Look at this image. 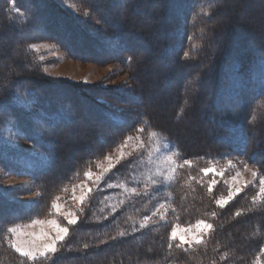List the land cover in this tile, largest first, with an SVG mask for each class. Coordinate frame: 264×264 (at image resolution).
I'll list each match as a JSON object with an SVG mask.
<instances>
[{"label":"trees","instance_id":"16d2710c","mask_svg":"<svg viewBox=\"0 0 264 264\" xmlns=\"http://www.w3.org/2000/svg\"><path fill=\"white\" fill-rule=\"evenodd\" d=\"M9 1L0 0V168L15 175H27L40 197L31 211L22 213V205L8 200L0 189V264H33L8 246L3 226L49 212L56 191L77 179L113 142L140 126L163 134L177 148L179 160H191L192 165L176 168L174 181L151 198L127 199L123 189L106 186L120 182L134 185L128 174L133 159L122 160L92 188L84 213L78 212L80 220L70 226L71 235L65 247L52 260L40 259L34 264H264V253L260 252L264 247V201L253 202L247 189L226 207L219 208L213 200L219 186H213L209 194L208 177L201 172L212 156L230 152L254 162L264 174V79L260 78L264 72V36H261L263 29L252 26V19L247 20L254 15L257 22L264 23V0L232 3V0H81L87 2L89 9H101L106 21L110 17V25L104 20L106 34L103 35L102 31L92 35L60 0H11L20 13L10 10ZM252 2L254 6L246 9V17H239L237 12L220 19L223 9L238 10L242 3ZM146 3H155L154 8L145 10L141 6ZM201 9H208L211 15L204 16ZM143 16L151 22L148 29L140 27ZM39 37L56 39L74 58L106 56L105 60H118L133 77L145 63L136 58L134 48L146 44L144 52L153 63L168 56V72L161 77H182L186 72L187 80L179 90L194 92L189 100L186 97L174 106L178 109L175 116L180 114L177 120L189 116L187 109L194 103L193 109H201L200 121L206 122L200 128L214 144L189 152L184 150L177 134L158 126L148 112L141 110V96L147 93L142 86L136 85L131 93L112 92L124 100L122 108L117 109L105 104L101 96L87 93L82 84L43 75L32 51L25 47ZM220 41L224 46L217 45ZM232 45L239 48L232 49ZM112 46L121 52L116 53L110 49ZM185 51L188 57H184ZM150 64L145 65L150 69ZM246 79L248 82L243 83ZM24 90L30 96L32 109L18 101L17 91ZM238 94L252 101L250 111L241 117L244 106ZM199 104L204 107L199 108ZM253 116L255 119L251 120ZM208 122L217 126L211 127ZM8 128L18 130L19 136L42 156L8 144L4 140ZM102 135L108 140L104 142ZM78 139L81 144L66 149ZM92 141L104 143L85 150L83 147H89ZM163 192L170 197L165 201L170 206L164 220L151 217L155 223H149L147 228L95 246L99 239L121 229L130 233L133 226L139 229L143 217L151 215L155 195L162 196ZM120 199L126 203L112 212L107 205ZM237 210H241L240 216L235 215ZM213 211L217 213L215 217L210 215ZM10 213L17 216L12 218ZM200 218L209 219L214 226L204 237V243L185 251L186 245L176 248L179 242L174 240L173 247L168 248L172 224ZM84 243L91 246L84 249ZM224 252L229 255L222 260Z\"/></svg>","mask_w":264,"mask_h":264},{"label":"rangeland","instance_id":"374dc122","mask_svg":"<svg viewBox=\"0 0 264 264\" xmlns=\"http://www.w3.org/2000/svg\"><path fill=\"white\" fill-rule=\"evenodd\" d=\"M235 1V0H234ZM233 0L231 1V3ZM60 3L64 6L68 7L70 11L76 16L77 19L81 20L83 26L86 27V29H90V32L92 35L95 33V31L100 33L102 31V35L106 34L104 30V25L106 21V18L104 14L102 13V10H92L89 9L87 6V2H82L81 0H60ZM75 4L79 8V12H75L72 8H70L68 5ZM13 3L12 1H9V8L12 12H16L13 9ZM155 3L142 5L141 7L145 10L154 8ZM251 5L254 6L253 2L251 4H245L242 3L240 8L234 9L229 8L226 12L225 9L220 14V19L225 20L226 14H235L238 12L241 16L239 17H246V9L252 8ZM112 7V6H111ZM114 8V6H113ZM111 8V10H114ZM85 9H89L90 16L85 18L83 13ZM243 12V13H242ZM20 13V12H19ZM113 13V12H112ZM117 12H114L113 14L116 15ZM141 18V14H139ZM254 16V15H253ZM248 17L247 20H251L252 26L259 27L262 31V35L264 36V23L257 22L255 20V17ZM148 18H145L143 16L142 22L140 24L141 28L148 29L150 25V20H146ZM223 21V20H222ZM109 25L112 23L110 20V17H108L106 21ZM224 23V22H223ZM97 29V30H95ZM100 30V31H99ZM105 32V33H104ZM30 34H33L31 31ZM95 35V34H94ZM36 44L38 45V48L36 49H30L35 56L37 62L39 63V69L43 73V75L52 78V79H60V80H66L70 81L74 84H82L88 91L87 93H91L93 95H99L100 98L105 104H111L114 105L117 109L122 108L124 100L118 99L117 96L113 95V93H118L119 91H129L131 93L133 90L135 91L136 85L142 86V90L146 91L144 96L142 97V109L146 112H148L154 122L163 128H167L171 130L173 133L177 134L179 141L184 146V150H187V152L192 150H198L203 149L204 147H209L214 144V140L210 139L204 132H202L200 125H205L206 122L200 121L201 118V109H193L194 103L191 105V109H187L188 115L181 119V121L177 120L178 117H180V114L175 116V111L178 109H174V106H176L177 102H182L187 97L189 98L193 97L194 92L191 94L188 93H181V87L183 83L187 80L186 78V72L182 77L178 76H171L170 78H164L161 77V74L164 72H168L167 65L170 63L169 57L166 56L165 58H162L160 60H157L153 63V60H150L151 57L147 56L144 51L147 49L146 44H143L141 47L134 48L135 54H137L138 59L144 60V64L142 68L139 70H136L134 72L135 77L127 70L125 65L121 64L118 60H110L106 56H102L101 58L97 59H79V57L74 58L71 55H68L67 52L64 50L62 43L59 41L57 42L56 39H48L44 37H39L37 39L31 40L29 43L26 44ZM224 43L221 41L218 42L217 45L224 46ZM54 47H48L52 46ZM231 47V46H230ZM232 49L239 48L236 45H232ZM114 50V47L110 48ZM75 50V49H74ZM116 50V49H115ZM114 50V51H115ZM237 50V49H236ZM264 51V50H262ZM121 51L118 49L116 50V53H120ZM55 53V54H53ZM173 53L175 51L173 50ZM43 57V59H40ZM150 58L149 60L147 58ZM89 58V57H87ZM150 64L151 68L145 64ZM172 63V60H171ZM147 66V67H146ZM44 68H47V72L43 71ZM263 75V77H262ZM260 75L261 80L264 79V72ZM255 78L256 75L254 76ZM177 78L174 82V79ZM171 80V82L169 81ZM173 80V81H172ZM179 80L178 83L176 81ZM169 81V82H168ZM243 82V81H242ZM248 79H246L247 83ZM158 83V85H156ZM180 89V90H179ZM113 92V93H112ZM125 93V92H124ZM246 93V91H244ZM246 95V94H245ZM239 96V94L237 95ZM241 96V95H240ZM240 101L243 102V110L240 112V117L247 111H250L252 101L250 103V100L248 101L245 99V97H240ZM95 97V96H94ZM136 102V101H135ZM221 103V102H219ZM139 104V103H138ZM234 104V103H233ZM197 105V104H196ZM199 108H203L204 104H199ZM235 106H232L231 108H234ZM250 107V108H249ZM247 108V109H246ZM246 109V110H245ZM182 110V109H180ZM190 111H195L193 114H189ZM208 125L211 127L217 126V124L208 122ZM139 129H142V131H135V132H129L125 134L123 137L119 138L116 142H113L111 146L107 149H105L103 152L100 153L99 156L96 157L95 160H93L89 165L86 166V168L83 170L81 174L78 175L77 179L72 181L71 183L64 184L58 191L54 193V195L51 197V205L53 200L56 197H59V199L56 201L58 204L61 205V211H77V201L73 198V185H80L82 183L86 184L87 187L93 188L96 185L93 183L95 180V175L99 174L103 167H107V164L109 161H106L104 157L108 155L111 158L112 162H115V159L118 155H120L121 152L125 154V159H130L133 167L128 172L130 177L136 176L138 180L142 181L144 174L147 172L149 168H151L153 171L155 170L157 164H161V167H163L162 164V157L166 152L169 151H176L177 148L174 146V144L169 141L168 138H166L163 134L158 133L156 130H150L148 128L143 129V127H138ZM156 132V136H152L151 133ZM204 133V134H203ZM69 132H67V135L69 136ZM105 140H108V137L105 135H102ZM126 137H132L131 140L128 141L127 144H125V138ZM139 137V139H137ZM5 140V139H4ZM6 141V140H5ZM80 140H75L74 144L71 145V143L66 147V149H73L75 145L81 144L79 142ZM11 146L16 147L17 149H20L23 152H28L32 155H36L38 157L42 156L41 152L37 150L31 143H29L27 140L19 136L15 144H11L8 141H6ZM104 142H89V147H83L85 150H91L92 148L97 147V145L102 144ZM167 143L168 148L165 149L164 145ZM94 146V147H93ZM123 146V147H122ZM229 154H220L217 153L216 156H212L210 160H207L205 163V166L202 169L205 168H213V171L208 172L207 174L203 173L205 176L208 177V183H212L213 186L218 184L219 192L214 197L215 199L226 197L228 194V190L230 187H241L243 190L235 196L229 203H231L234 199L236 200L240 194L243 193V191L250 189L251 196H255L257 191L259 190V179L260 176H264V174L260 173V169L258 166L255 165L254 162H248L247 159H243L249 163V165L256 166L258 170V176L254 179L251 176V173L249 171H245L243 169V165L238 163V161L241 159L237 156H234L232 153L228 152ZM151 156V159L153 160L152 164L148 163L149 157ZM261 155H259L260 157ZM179 157V156H178ZM180 163L183 161H180L179 158H177ZM228 160H232L233 164H235V167H232L228 164ZM211 161V164L209 163ZM71 162V160H70ZM100 164L101 167H97V164ZM90 171L93 173V175L90 178H85L84 172ZM239 171L241 175L239 177H236V172ZM5 170L3 172H0V189L6 194V198L14 203L21 204L23 209L22 213H27L28 211H31L34 208V205L36 206V202L39 201V192L36 188L35 184L32 182V180L27 176L22 175H15L10 173L11 175H5ZM176 174V173H175ZM59 175V174H57ZM233 177H236L235 180H233ZM251 181V183H248ZM125 183V182H120ZM119 183V184H120ZM131 187H137L138 190L143 189L142 183H135ZM10 185V187L6 188L4 186ZM167 186V185H166ZM130 187V186H128ZM81 192V189L79 187L75 188V195L79 196ZM164 193V192H163ZM165 197H164V196ZM162 196H158V194L155 195V204L152 211L155 210V206L160 202H165L166 199H169V194L164 193ZM213 199V200H215ZM259 202V201H257ZM228 203V204H229ZM28 204V205H27ZM30 204V205H29ZM215 204V203H214ZM226 204L225 207L228 205ZM216 205V204H215ZM218 206V205H216ZM163 211V209L161 210ZM18 213V212H16ZM16 213L11 214L10 217H16ZM78 214V211H77ZM166 214V213H165ZM150 217H158L159 214L156 216H152V212ZM33 220H40L44 221L43 224H37L32 225ZM49 220H56L57 223H60L64 226L69 227L67 225V222L63 219V216L57 214L56 210L53 209L50 206L49 212L45 213L44 215L38 216V217H32L29 220H17L14 221L8 225L3 226L4 231L6 232V228L10 226L20 225L21 229L25 233H41L45 232L49 235H54L53 226L49 225L47 221ZM197 221H205L207 223H211L209 219L200 218L194 221H191L190 223L185 224H179L174 223L171 225V229L173 227L177 228V241L179 242V237L184 236L185 239H188L190 236L196 235L197 233H203L204 232V225L197 226ZM26 225H31V227H25ZM171 229L169 230V234L171 232ZM205 237V236H204ZM24 239L31 240L33 239L31 236H25ZM43 239L41 238L39 240H36V243H42Z\"/></svg>","mask_w":264,"mask_h":264},{"label":"snow or ice","instance_id":"6c2138e0","mask_svg":"<svg viewBox=\"0 0 264 264\" xmlns=\"http://www.w3.org/2000/svg\"><path fill=\"white\" fill-rule=\"evenodd\" d=\"M11 2V0H10ZM67 3V0H66ZM13 9L16 12H20L19 9L15 8V4L13 3ZM70 8H72L75 12H79V8L75 4H70L68 5ZM202 13L204 16H210L211 13L208 9H201ZM90 11L89 9H85L83 15L85 18L90 16ZM191 39V37H189ZM48 47H54L48 46ZM38 48V45L36 44H29L27 45V49H36ZM55 54V53H53ZM189 53L187 51L184 52V57H188ZM40 59H43L41 57ZM129 61L131 60V57L128 58ZM43 71L47 72V68H44ZM16 96L18 97L19 103L23 104L25 107L32 109L33 104L30 99V96L27 92V90L24 91H17ZM255 116L251 117V120H254ZM250 120V122H251ZM137 131H142V129H137ZM152 136H156V132L151 133ZM19 138V132L18 130H14L12 128H8L4 131V139L8 141L11 144H15L17 139ZM132 137H126L125 138V144L128 143L129 140H131ZM139 139V137H137ZM123 147V146H122ZM165 149L168 148L167 143L164 145ZM178 156L179 153L176 151H169L166 152L163 157H162V164L163 167H161V164H157L155 170L153 171L151 168L147 170V172L144 174L143 180L140 181L137 179L136 176L132 177L133 182L135 183H142L143 184V189L138 190L137 187H128L126 183H120L118 185H114L111 183L106 184L108 188H113V187H119L123 189V192L126 194L127 199H131L133 197H149L151 198L157 191H160L163 186L168 185L169 183L173 182L175 179V173H176V168L179 167H184V166H191L192 161L185 159L183 160L182 163L178 161ZM125 158V154L123 152L120 153L115 159V162L111 161V158L106 155L104 159L106 161H109L107 164V167H103L101 172L99 174L95 175V180L93 183L95 185H99L101 181L105 179V176L111 172L113 168L116 167L117 164H120V162ZM149 164L153 163V160L151 159V156L149 157L148 160ZM211 164V161L209 162ZM238 163L243 165V169L245 171H249L251 173V176L255 179L258 176V170L256 166L254 165H249V163L243 159H240ZM228 164L231 165L232 167H235L236 165L233 164L232 160H228ZM97 167H101V165L98 163ZM4 170L0 168V172H3ZM213 171V168H205L201 169V172L207 174L208 172ZM5 175H11L10 173H5ZM93 175L90 171H85L84 176L85 178H90ZM241 173L239 171L236 172V177H239ZM236 177H233V180L236 179ZM189 179H192L191 177ZM248 183H251L249 181ZM5 189L10 187V185L4 186ZM79 187L81 189L80 195L76 196L75 195V188ZM212 187L213 184L209 183L208 184V192L209 194L212 193ZM243 189L241 187H230L228 190V194L226 197H221L217 198L214 200V203L218 205L219 208H224L226 204L229 203L235 196H237ZM93 191L92 188L87 187L86 184L82 183L80 185H73V198L77 201V211L82 215L84 213V208L87 207V204L89 202L90 198V193ZM59 199V197H56L53 202L51 207L56 210L57 214L63 216V219L67 222L68 226H73L77 225L78 221L80 220V215L77 214V211H61V205L58 204L56 201ZM107 199V197H106ZM253 202L257 201H264V176H260L259 179V190L257 191L256 195L252 197ZM103 203V202H102ZM126 203L125 199H120L116 204L113 205H107V207L111 208L112 212H116L117 208L124 205ZM170 205L167 204V202H160L155 206V210L152 211V216H156L159 214V219L164 220L165 219V213L168 210V207ZM163 209V211H161ZM101 211H104L103 208H101ZM251 211V209H249ZM212 217H215L217 213L213 211L210 214ZM236 216L241 215V210H237L235 213ZM104 219H107L105 216ZM131 219V217H129ZM45 223L44 221L40 220H33L32 225H37V224H43ZM49 225L53 226V231L54 235H49L48 233L41 232L39 234L37 233H25L20 225H15V226H10L6 228V235H5V240L8 244V246L13 249L16 253H18L21 257H24L27 259L29 262H36L40 259H45V260H52L57 253H59L62 248L65 247V242L67 238L71 235L69 231V227L64 226L60 223H57L56 220H49L47 221ZM149 223H155L151 219V217L145 215L143 217V220L139 224V229L136 227H132L131 233L126 231V230H119L117 231L114 235L106 236L104 239H99L97 244L95 246L99 245H105L108 244L110 241H116L121 238L127 237L131 235L132 233H135L139 231L140 229H145L148 227ZM204 225V232L203 233H197L196 235L190 236L188 239H185L184 236H180L179 243H177L175 246L176 248H182L186 245V248H184L185 251H187L188 248H192L194 245H200L204 243V236L208 234L209 231L213 229V224L207 223L205 221H197V226L199 225ZM25 227H31V225H26ZM25 236H31L33 239L27 240L24 239L23 237ZM41 238L43 239L42 243H36V240H39ZM177 239V228L173 227L171 229V232L169 234V243H168V248L171 249L173 247L172 241ZM91 245L89 243H84L82 247L84 249L89 248ZM260 252L264 253V247L260 248ZM229 255L228 252H224L221 255V259H225Z\"/></svg>","mask_w":264,"mask_h":264}]
</instances>
